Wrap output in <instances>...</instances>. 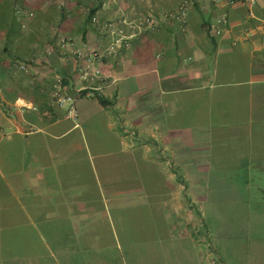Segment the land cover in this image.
Segmentation results:
<instances>
[{"label": "crops", "instance_id": "1", "mask_svg": "<svg viewBox=\"0 0 264 264\" xmlns=\"http://www.w3.org/2000/svg\"><path fill=\"white\" fill-rule=\"evenodd\" d=\"M15 10L0 36V264H264V0ZM147 16L120 24L128 45L104 27ZM92 51L105 80L81 72ZM57 75L75 115L53 100Z\"/></svg>", "mask_w": 264, "mask_h": 264}, {"label": "built area", "instance_id": "2", "mask_svg": "<svg viewBox=\"0 0 264 264\" xmlns=\"http://www.w3.org/2000/svg\"><path fill=\"white\" fill-rule=\"evenodd\" d=\"M187 14V5L186 3H183L177 12L171 13L172 17L175 18H185ZM94 21H98L96 17H93ZM225 21L224 19L220 20V22ZM143 22H148L150 24L157 22L156 18L154 16H147V17H141L139 19L129 20L126 18L121 19L119 22H104V27L107 28L113 35H115L114 44H126L128 45V42L124 40L126 36L124 28L119 27L121 26H132L137 27ZM216 33H220V30L218 29ZM62 46H67L69 44H72L70 40L62 39L61 42ZM112 45V48L115 45ZM81 54V53H78ZM102 53L99 51H92L88 52L84 55L87 63L82 67V74L85 78H89L92 76L99 78L100 80H105L106 78H103L100 75V70L96 67V61L100 60L102 57ZM20 68L27 70V66L25 64H20ZM52 97L53 100L59 105V106H65L69 105V112L68 114L75 115V96L72 95L69 91L68 85L64 82L63 77L60 75H57L55 77L54 83H53V91H52ZM217 260H213L212 264H216Z\"/></svg>", "mask_w": 264, "mask_h": 264}, {"label": "trees", "instance_id": "3", "mask_svg": "<svg viewBox=\"0 0 264 264\" xmlns=\"http://www.w3.org/2000/svg\"><path fill=\"white\" fill-rule=\"evenodd\" d=\"M16 0H0V36L4 35L7 39L11 40L16 32ZM5 48L7 44L5 43Z\"/></svg>", "mask_w": 264, "mask_h": 264}]
</instances>
